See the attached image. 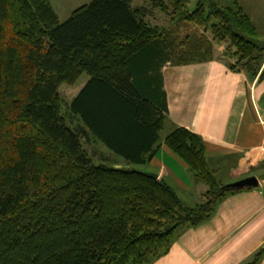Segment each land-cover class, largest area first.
Returning <instances> with one entry per match:
<instances>
[{
    "label": "trees",
    "instance_id": "trees-1",
    "mask_svg": "<svg viewBox=\"0 0 264 264\" xmlns=\"http://www.w3.org/2000/svg\"><path fill=\"white\" fill-rule=\"evenodd\" d=\"M145 1L169 24L150 23L132 0H91L64 21L49 0H0V264H153L227 195L251 188L222 184L186 127L164 143L208 186L194 206L163 179L96 164L94 138L137 165L161 148L164 65L207 61L227 44L232 70L264 79L262 42L238 0ZM84 73L64 101L61 86ZM263 258L264 245L242 264Z\"/></svg>",
    "mask_w": 264,
    "mask_h": 264
},
{
    "label": "crops",
    "instance_id": "crops-1",
    "mask_svg": "<svg viewBox=\"0 0 264 264\" xmlns=\"http://www.w3.org/2000/svg\"><path fill=\"white\" fill-rule=\"evenodd\" d=\"M238 2L259 31L264 0ZM50 3L58 14L61 7ZM222 49L215 44V57L207 61L163 66L168 112L162 146L149 163L187 205L201 203L208 186L164 143L175 127H186L203 137L208 164L222 184L251 176L259 184L227 195L209 220L184 229L153 264H242L264 245V79L232 70L231 58L217 57Z\"/></svg>",
    "mask_w": 264,
    "mask_h": 264
},
{
    "label": "rangeland",
    "instance_id": "rangeland-1",
    "mask_svg": "<svg viewBox=\"0 0 264 264\" xmlns=\"http://www.w3.org/2000/svg\"><path fill=\"white\" fill-rule=\"evenodd\" d=\"M51 1L54 6L56 7V9L59 10V8L61 7V9L58 11L59 14V19L60 21H64L66 20L69 15L71 14V12L78 8L79 6H82L88 2H90L91 0H49ZM203 2L205 3L207 8H211L213 4H222V5H230L232 2L231 0H193L192 1V6L193 8L197 7V2ZM133 6H144L147 9V15H146V19L152 23V24H156V25H166L169 24V21L171 19L170 15L162 12L160 9L157 8H153L147 1L145 0H132ZM258 39L263 42L264 41V19L259 18L258 19ZM257 23V21H256ZM174 28H176V26H174ZM192 29L194 31H197L195 28L192 27ZM192 29L189 32H193ZM199 33L203 32V30H198ZM183 33V34H182ZM185 30H183L181 32L182 36L185 35ZM208 37L212 38L211 32L207 33ZM219 43H216V45ZM222 45H226L227 44H222ZM223 50V52H221ZM218 52H216L217 57L221 58V59H226L229 60L230 58L225 54V49H222ZM231 61H235L234 59H232ZM88 78L87 74H82V76L79 78V80L77 81V83L75 85H67L64 84L61 86L60 88V93L64 98V101L66 102H70L73 98V96L75 95L78 86H80L83 82H85V80ZM69 121V120H68ZM70 122V121H69ZM71 124V123H70ZM75 128V125H72ZM77 127V126H76ZM164 132H166V129L164 130ZM163 132V133H164ZM94 140L96 141V143H94L93 145L96 146L97 152H99L96 156V158H94L96 164L100 163L99 160H101V162L105 163L106 166L108 167H114V168H122L124 170H136V171H145V172H152L155 173L157 171V169H155V167H152L150 163L145 164V165H137L131 162H128L126 159H124L123 157L117 155L116 153L112 152L111 150H109L100 140H98L97 138H94ZM85 148L88 146L84 143ZM93 146L90 145V150L93 151ZM147 170V171H146ZM157 174V173H156ZM222 182H226V181H222ZM229 182V181H228ZM226 184H232V183H226ZM204 200V197H203Z\"/></svg>",
    "mask_w": 264,
    "mask_h": 264
},
{
    "label": "water",
    "instance_id": "water-1",
    "mask_svg": "<svg viewBox=\"0 0 264 264\" xmlns=\"http://www.w3.org/2000/svg\"><path fill=\"white\" fill-rule=\"evenodd\" d=\"M260 47L262 49H264V41L262 42V44L260 45ZM144 173L147 175V176H150L154 179H158V174L156 173H153V172H145ZM259 184L258 182V179L255 177V176H251V177H248V178H245L241 181H238L236 183H233V184H230L229 186L231 187H234V188H238V189H241V188H244L246 186H257Z\"/></svg>",
    "mask_w": 264,
    "mask_h": 264
}]
</instances>
